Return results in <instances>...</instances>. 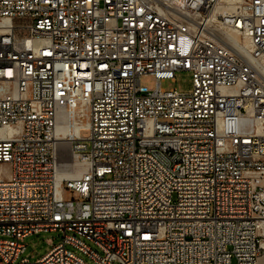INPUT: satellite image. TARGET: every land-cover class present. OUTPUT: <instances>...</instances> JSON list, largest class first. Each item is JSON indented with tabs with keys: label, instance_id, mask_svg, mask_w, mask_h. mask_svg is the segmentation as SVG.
<instances>
[{
	"label": "built area",
	"instance_id": "2783aa9c",
	"mask_svg": "<svg viewBox=\"0 0 264 264\" xmlns=\"http://www.w3.org/2000/svg\"><path fill=\"white\" fill-rule=\"evenodd\" d=\"M263 224L264 0H0V264H259Z\"/></svg>",
	"mask_w": 264,
	"mask_h": 264
},
{
	"label": "rangeland",
	"instance_id": "374dc122",
	"mask_svg": "<svg viewBox=\"0 0 264 264\" xmlns=\"http://www.w3.org/2000/svg\"><path fill=\"white\" fill-rule=\"evenodd\" d=\"M141 83L147 86L150 91L154 90L156 87V79L150 75L143 76L141 78ZM161 87L165 90H177L180 93H190L193 90L192 74L189 71H178L175 74V80L167 79L161 83ZM49 239L58 243L62 240V235L56 232H48L26 238L25 243L27 250L23 257L29 258L31 262H36L50 250L51 246L48 244ZM70 249L74 250L72 247H70ZM76 253L86 258L82 253L78 251H76ZM19 262L17 264H19ZM260 264H262L261 258Z\"/></svg>",
	"mask_w": 264,
	"mask_h": 264
},
{
	"label": "bare ground",
	"instance_id": "6f19581e",
	"mask_svg": "<svg viewBox=\"0 0 264 264\" xmlns=\"http://www.w3.org/2000/svg\"><path fill=\"white\" fill-rule=\"evenodd\" d=\"M229 38L233 44L238 45L240 49L250 48L252 49L251 43L248 38H245L237 32H231ZM197 170L204 171V173H213L212 158L208 156H201V159H197ZM76 175L74 174L73 177ZM208 191V184L205 180H196L195 185L192 186V194H205ZM263 249H264V242ZM261 258V257H260ZM259 258V264H260Z\"/></svg>",
	"mask_w": 264,
	"mask_h": 264
},
{
	"label": "crops",
	"instance_id": "0c3cea01",
	"mask_svg": "<svg viewBox=\"0 0 264 264\" xmlns=\"http://www.w3.org/2000/svg\"><path fill=\"white\" fill-rule=\"evenodd\" d=\"M262 235L264 236V224H263ZM261 263L264 264V255L261 256Z\"/></svg>",
	"mask_w": 264,
	"mask_h": 264
}]
</instances>
